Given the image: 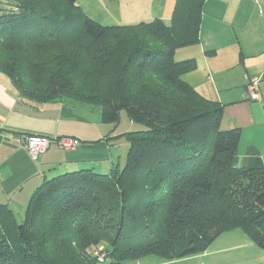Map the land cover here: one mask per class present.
Returning <instances> with one entry per match:
<instances>
[{"label": "trees", "instance_id": "trees-1", "mask_svg": "<svg viewBox=\"0 0 264 264\" xmlns=\"http://www.w3.org/2000/svg\"><path fill=\"white\" fill-rule=\"evenodd\" d=\"M78 1L0 0V72L24 102L97 108L103 124L124 111L144 130L124 133L122 166L44 181L19 222L0 204V264H99L98 246L108 264L182 259L233 229L264 250V166L237 165L240 132L184 80L195 61L175 59L199 42L205 0L130 25H102Z\"/></svg>", "mask_w": 264, "mask_h": 264}, {"label": "crops", "instance_id": "crops-1", "mask_svg": "<svg viewBox=\"0 0 264 264\" xmlns=\"http://www.w3.org/2000/svg\"><path fill=\"white\" fill-rule=\"evenodd\" d=\"M175 4L176 0H152L149 21L170 22ZM260 8H264V0H205L199 42L191 46L198 53H191L190 46L175 52L176 60L197 63L198 54L202 59V70L195 68L184 80L203 97L220 104L221 129L240 132L237 158L242 159L241 165L258 156L264 166V13ZM198 72L207 79L198 80L194 75ZM253 78L260 79L257 101L243 97ZM88 113L61 101L24 102L0 72V204L16 216L15 210L21 214L34 190L46 180L83 169L106 174L121 165L119 161L108 169L115 143L96 129L98 124ZM23 135L66 136L80 144L71 151L51 144L32 160L18 142Z\"/></svg>", "mask_w": 264, "mask_h": 264}, {"label": "rangeland", "instance_id": "rangeland-1", "mask_svg": "<svg viewBox=\"0 0 264 264\" xmlns=\"http://www.w3.org/2000/svg\"><path fill=\"white\" fill-rule=\"evenodd\" d=\"M78 4H80L87 16L102 25H130L140 21H149L152 10V0H79ZM261 12L264 13V8H260ZM190 50L191 53H198L197 47H191ZM196 57L198 59L196 60V68L202 70V59L199 54ZM103 75L104 79H108L111 75V70L107 67ZM194 75L198 80H203L206 77H203L199 72ZM88 115L92 117L94 124H98L95 125L96 129L103 131L105 136L110 135L112 137L110 141L115 143L111 151L113 164H110L108 169H111L119 161L122 166L128 151V143L124 133L144 130V127L130 122L124 111L120 113L119 121L115 124H103L100 121V114L97 108L94 111H89ZM239 154L237 152L238 156ZM242 162V159L237 158V165H241ZM25 208L20 210L21 214L19 215L17 210H15L18 222L22 219ZM92 257L99 264H108V256L103 246L94 248ZM125 264H264V250L251 242L241 229H233L222 232L200 253L191 257L164 260L157 256L149 255Z\"/></svg>", "mask_w": 264, "mask_h": 264}, {"label": "built area", "instance_id": "built-area-1", "mask_svg": "<svg viewBox=\"0 0 264 264\" xmlns=\"http://www.w3.org/2000/svg\"><path fill=\"white\" fill-rule=\"evenodd\" d=\"M259 82L260 79L258 78H253L248 81L244 96L245 99L251 101H257L259 99ZM18 142L23 146L32 160L38 159L40 155L46 152L51 144H56L59 148L66 151L75 150L80 144L77 139L71 137L49 138L39 135H23L18 138Z\"/></svg>", "mask_w": 264, "mask_h": 264}]
</instances>
